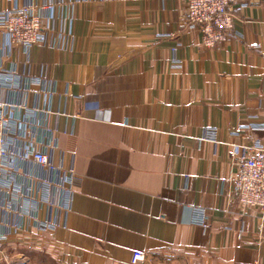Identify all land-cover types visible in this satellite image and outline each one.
<instances>
[{
	"label": "crops",
	"instance_id": "crops-1",
	"mask_svg": "<svg viewBox=\"0 0 264 264\" xmlns=\"http://www.w3.org/2000/svg\"><path fill=\"white\" fill-rule=\"evenodd\" d=\"M44 1H61L55 25L70 23L74 38L61 50L9 46L3 65L45 81L0 98L50 111L31 128L56 131L54 158L78 182L65 226L9 236V256L132 264L141 251L136 264H264V213L233 196L242 146L264 145V129L250 128L264 124V0H236L234 36L214 48L187 27L184 0H0V9ZM209 127L216 142L202 139ZM202 212L206 235L189 225ZM188 244L193 254L172 255Z\"/></svg>",
	"mask_w": 264,
	"mask_h": 264
},
{
	"label": "built area",
	"instance_id": "built-area-1",
	"mask_svg": "<svg viewBox=\"0 0 264 264\" xmlns=\"http://www.w3.org/2000/svg\"><path fill=\"white\" fill-rule=\"evenodd\" d=\"M184 1L187 27L200 33L203 46L214 48L234 36L236 16L231 6L236 0ZM60 4L61 1H44L35 6L30 2L0 9V54L5 52L3 56L7 55L12 45L19 46L24 52L37 45H51L58 50L66 48L74 34L70 23L66 27L63 19L59 28L55 25V10ZM3 56H0V94L4 91L29 92L31 86L45 81L42 77L21 73L14 63L3 65ZM21 112L23 115L19 117ZM49 112L0 98V246L11 235H31L32 229L36 234H52L65 226L71 210V197L78 179L72 169L63 167L54 158L59 151L56 131L47 126H42L40 131L31 128L37 114ZM250 128L264 129V124ZM41 132L43 140H39ZM204 133L203 140L217 141L215 128H206ZM235 164L234 199L242 206L264 213V145L256 140L253 145L242 146ZM28 165L40 168L45 174H37L28 169ZM58 192H63L64 200H55ZM189 225L205 235L209 231L203 212ZM186 246L175 248L172 255L193 254V244ZM20 258L24 260L23 256ZM144 258L143 252L134 251L131 263L136 264Z\"/></svg>",
	"mask_w": 264,
	"mask_h": 264
},
{
	"label": "rangeland",
	"instance_id": "rangeland-1",
	"mask_svg": "<svg viewBox=\"0 0 264 264\" xmlns=\"http://www.w3.org/2000/svg\"><path fill=\"white\" fill-rule=\"evenodd\" d=\"M11 256L9 257V249H6L5 244H2L0 246V259H2L6 264H21V263H23V259L20 258L19 256L18 257H11ZM9 258H10V262H9Z\"/></svg>",
	"mask_w": 264,
	"mask_h": 264
}]
</instances>
